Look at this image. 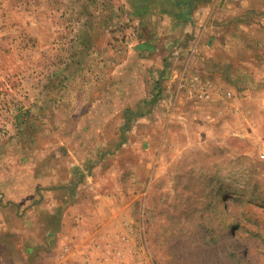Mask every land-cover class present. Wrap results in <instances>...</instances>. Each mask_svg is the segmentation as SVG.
I'll return each instance as SVG.
<instances>
[{"label":"rangeland","instance_id":"374dc122","mask_svg":"<svg viewBox=\"0 0 264 264\" xmlns=\"http://www.w3.org/2000/svg\"><path fill=\"white\" fill-rule=\"evenodd\" d=\"M202 1L0 0V264L91 233L105 264H264V102L194 104ZM229 2L260 40L264 0Z\"/></svg>","mask_w":264,"mask_h":264},{"label":"crops","instance_id":"0c3cea01","mask_svg":"<svg viewBox=\"0 0 264 264\" xmlns=\"http://www.w3.org/2000/svg\"><path fill=\"white\" fill-rule=\"evenodd\" d=\"M224 1L228 6H232V2H229V0H222L221 3H224ZM209 3L210 0H204L197 5L194 4L192 16L185 14L186 10L184 9L180 10L177 16L180 21L179 28L187 29L185 26H188L191 29L190 31L194 34L197 33L198 36V40L194 42L193 51L188 57L189 64L184 69L185 76H191L192 84L195 86L190 90L197 91L201 94L200 97L204 98L194 99L193 102L195 105L202 103L208 105V103L213 102L212 100L216 96L222 94L221 96L224 97L226 92H231L233 97L223 98L224 100H231V105L227 106L226 110L229 111L230 107L233 111L232 106H237L240 111L238 112L236 107L234 111L241 116H243V111L247 107H252V112H259L262 110L260 100L264 102V88L261 87L262 84L260 83L261 79L264 78V55L261 53L264 50V31L261 32L260 40L250 38V35H246L244 30L250 29L251 25L242 22L239 10L236 11L229 6L228 10H231V12L224 14L222 16L224 18H220L223 26L220 28L221 32L217 31L218 35L208 38L210 32L207 26L210 23L207 22V18L210 16V9L203 4ZM196 10L201 11L197 12ZM201 15L206 19L202 23L194 22V19L197 20V17ZM233 18H236L238 22L234 23L235 26H228V21ZM189 24H193V26L189 27ZM228 29H235L236 36L232 37V31H228ZM202 38H204V41ZM248 45H254L256 51L254 52L253 49L248 48L249 51L245 53L246 49L244 47ZM181 58L179 56L178 59ZM206 114L209 113L206 112ZM78 227L79 225L73 227V231L79 233L81 230ZM91 234H87L85 238L81 236L82 242L77 245H74L66 236L64 247L66 249L60 250L54 264H105L97 248L90 245L93 242L92 239L89 240ZM75 241L78 242L79 240L76 239ZM112 261L113 259H110L109 263L117 264V262ZM118 264L121 263L118 262Z\"/></svg>","mask_w":264,"mask_h":264},{"label":"built area","instance_id":"2783aa9c","mask_svg":"<svg viewBox=\"0 0 264 264\" xmlns=\"http://www.w3.org/2000/svg\"><path fill=\"white\" fill-rule=\"evenodd\" d=\"M262 157H264V152L261 154Z\"/></svg>","mask_w":264,"mask_h":264}]
</instances>
